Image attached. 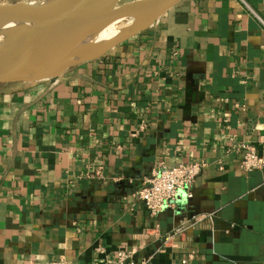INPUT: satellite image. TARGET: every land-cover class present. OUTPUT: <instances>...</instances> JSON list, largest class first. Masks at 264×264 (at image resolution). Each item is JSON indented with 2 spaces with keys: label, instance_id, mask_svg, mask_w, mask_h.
<instances>
[{
  "label": "crops",
  "instance_id": "1",
  "mask_svg": "<svg viewBox=\"0 0 264 264\" xmlns=\"http://www.w3.org/2000/svg\"><path fill=\"white\" fill-rule=\"evenodd\" d=\"M262 134L264 0H180L58 77L0 83V264H264V169L239 149L264 157ZM183 162L204 163L192 196L149 215L135 190Z\"/></svg>",
  "mask_w": 264,
  "mask_h": 264
},
{
  "label": "water",
  "instance_id": "2",
  "mask_svg": "<svg viewBox=\"0 0 264 264\" xmlns=\"http://www.w3.org/2000/svg\"><path fill=\"white\" fill-rule=\"evenodd\" d=\"M180 0H40L0 5V25L26 23L5 36L0 27V83L35 82L99 57L146 29ZM130 19L121 35L89 39L111 22ZM85 53L74 59L76 53Z\"/></svg>",
  "mask_w": 264,
  "mask_h": 264
},
{
  "label": "built area",
  "instance_id": "3",
  "mask_svg": "<svg viewBox=\"0 0 264 264\" xmlns=\"http://www.w3.org/2000/svg\"><path fill=\"white\" fill-rule=\"evenodd\" d=\"M259 144L264 147V134L260 136ZM239 149L241 153V169L245 171L264 169V157L257 154L254 145L241 144ZM203 167L204 163L202 162H183L176 165L160 164L152 169L151 174L135 190V195L148 214L155 216L163 208L174 205L180 192H185L187 197L192 196V183ZM198 220L194 219L191 224H195ZM182 230L175 231L174 235ZM151 257L134 259L131 251L118 249L115 253L114 263L150 264ZM193 257L194 252L190 251L179 260L178 264H188Z\"/></svg>",
  "mask_w": 264,
  "mask_h": 264
},
{
  "label": "bare ground",
  "instance_id": "4",
  "mask_svg": "<svg viewBox=\"0 0 264 264\" xmlns=\"http://www.w3.org/2000/svg\"><path fill=\"white\" fill-rule=\"evenodd\" d=\"M119 21L111 22L103 26L100 30H98L93 35L91 34L89 39H92L95 43H103L107 40H110L112 38H115L123 32V28L125 26H119ZM28 24L26 23H16L13 25H0L2 32L6 33L5 36L8 34L14 32L18 29V27H26ZM4 38V37H3ZM85 53H76L74 55V59H80L82 56H84Z\"/></svg>",
  "mask_w": 264,
  "mask_h": 264
},
{
  "label": "rangeland",
  "instance_id": "5",
  "mask_svg": "<svg viewBox=\"0 0 264 264\" xmlns=\"http://www.w3.org/2000/svg\"><path fill=\"white\" fill-rule=\"evenodd\" d=\"M20 1H25V2H32V1H40V0H0V5L2 4H9V3H16V2H20ZM129 1H132V0H120L119 4H122V3H126V2H129ZM131 23V20L130 19H123V20H119V26H127ZM3 37L4 36H0V42L3 40Z\"/></svg>",
  "mask_w": 264,
  "mask_h": 264
}]
</instances>
